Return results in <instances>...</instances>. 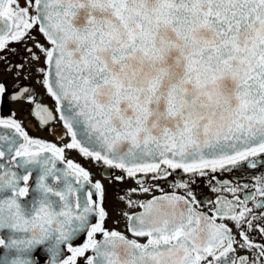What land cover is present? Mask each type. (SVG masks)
Instances as JSON below:
<instances>
[{"label": "snow or ice", "instance_id": "snow-or-ice-1", "mask_svg": "<svg viewBox=\"0 0 264 264\" xmlns=\"http://www.w3.org/2000/svg\"><path fill=\"white\" fill-rule=\"evenodd\" d=\"M0 65V100L68 136L0 118V264H264V0H0ZM73 150L136 185L111 227Z\"/></svg>", "mask_w": 264, "mask_h": 264}, {"label": "flooded vegetation", "instance_id": "flooded-vegetation-1", "mask_svg": "<svg viewBox=\"0 0 264 264\" xmlns=\"http://www.w3.org/2000/svg\"><path fill=\"white\" fill-rule=\"evenodd\" d=\"M10 47L17 48L21 52L23 51L21 45L19 44H11ZM9 59L15 62L17 60V57L9 56ZM0 68H2V65H0ZM25 75L28 76V79L24 78ZM5 79L11 80V83L8 84V88L10 90L12 88V84L17 83L16 80L12 79L11 74H5L3 71H0V81H3ZM19 83L29 86L34 92L39 103L49 107L53 106V101L44 93L43 89L37 82V77L35 74H31L25 71L21 74ZM32 108L33 105H29L26 101L13 102L10 100H0V118H7L12 112H15L16 119L25 126V131H27L31 137L43 139L46 142L56 143L57 145H62L68 139L67 130L64 128L63 123L59 121V119H57L54 121H50L47 125H42L39 119L33 114ZM69 158H73L75 162L81 163L84 167H86L93 173L94 179H100L104 183L106 189L105 207L112 217V219L108 221V224L111 227L112 221L118 217V210L125 208V205L118 200V196L122 195L124 191H126L129 187L136 186L134 181L127 180L123 183L110 182L108 174H110L114 170L108 169L102 164L97 165L94 162L84 159L75 150L69 153ZM251 171L259 173L260 171H262V169L258 168ZM216 175L219 180H229L232 184H243L246 182L253 183V181L251 180H246L243 177H240L239 172L235 170H233V172H218ZM169 179L171 180L172 178L170 177ZM166 190L171 191L172 189L166 186ZM193 190L196 193L198 199L208 198L214 201L217 195L227 196L229 199L231 198V195L227 192H212L207 185L206 179L204 178H197V184L193 185ZM246 191H251V189L241 191L237 193V195L243 198ZM155 194L159 195L158 192ZM204 207L207 208L209 206L204 205ZM125 210L132 211L130 209ZM135 210L138 211L139 209ZM119 226L121 228L124 226L123 221H121V224ZM257 240H259V237H257Z\"/></svg>", "mask_w": 264, "mask_h": 264}]
</instances>
